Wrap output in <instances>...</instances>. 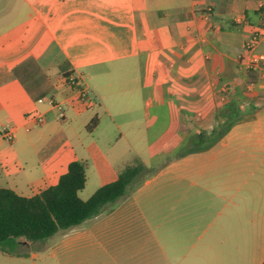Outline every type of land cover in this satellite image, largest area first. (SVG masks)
I'll return each mask as SVG.
<instances>
[{"label": "crops", "instance_id": "crops-1", "mask_svg": "<svg viewBox=\"0 0 264 264\" xmlns=\"http://www.w3.org/2000/svg\"><path fill=\"white\" fill-rule=\"evenodd\" d=\"M262 1L0 0V188L32 197L84 161L86 187L97 183L80 192L88 200L166 149L165 169L55 245L100 246L104 264H263L264 41L261 65L242 62ZM226 123L221 139L192 140ZM15 257L0 252V264Z\"/></svg>", "mask_w": 264, "mask_h": 264}, {"label": "trees", "instance_id": "trees-1", "mask_svg": "<svg viewBox=\"0 0 264 264\" xmlns=\"http://www.w3.org/2000/svg\"><path fill=\"white\" fill-rule=\"evenodd\" d=\"M227 124L220 131L200 133L192 140L197 146L217 141L226 134ZM97 125L98 119L95 118L88 129L92 131ZM197 150L203 149H192ZM157 172L136 157L120 171L115 181L98 188L88 200L80 197L87 183V164L84 161L72 162L56 185L32 197L0 188V251L25 256L16 251L21 239L45 242L61 231H68L98 216L106 206L128 197Z\"/></svg>", "mask_w": 264, "mask_h": 264}, {"label": "rangeland", "instance_id": "rangeland-1", "mask_svg": "<svg viewBox=\"0 0 264 264\" xmlns=\"http://www.w3.org/2000/svg\"><path fill=\"white\" fill-rule=\"evenodd\" d=\"M164 127L165 122L162 121L160 123V126H158L157 128L160 129L161 132ZM147 160L149 161V158H147ZM149 167H153L155 170H158V172L166 168V149L159 152V154L157 155V159L154 163L151 162ZM158 184L161 191L167 190L166 178L160 180ZM96 186L97 183L94 182L93 179H91L84 192H89ZM151 188V185L146 187L148 193H146L142 197L143 206H151ZM85 193L83 196H85ZM146 215L148 216L150 221V211H148ZM56 239L57 234L45 242H30L21 239L19 247L16 251L17 253L25 254V257L17 256L15 257L14 261H10V264H104L108 260V257L105 256L106 254L102 251V248L100 246H75V249H72L70 247L66 249L63 246L57 247V245H55ZM115 247H117L118 250H114V252L119 253L120 249L118 248V246L113 245L111 248L115 249ZM81 255H85L83 260L79 259V256Z\"/></svg>", "mask_w": 264, "mask_h": 264}, {"label": "built area", "instance_id": "built-area-1", "mask_svg": "<svg viewBox=\"0 0 264 264\" xmlns=\"http://www.w3.org/2000/svg\"><path fill=\"white\" fill-rule=\"evenodd\" d=\"M260 23L253 31L251 37L245 44L244 50L246 56L243 57L242 62L248 68L252 66L261 65L262 61L259 54V47L264 41V1L260 3ZM65 82L71 87L76 96L75 103L78 107H89L92 103L91 92L89 88L78 78L73 75L65 77ZM53 107H55L59 112H63V107L61 104H55L52 102ZM31 122L41 125L45 122V117L42 115L34 116L29 119ZM1 137L9 142L13 140L14 131L9 127H5L1 133Z\"/></svg>", "mask_w": 264, "mask_h": 264}]
</instances>
